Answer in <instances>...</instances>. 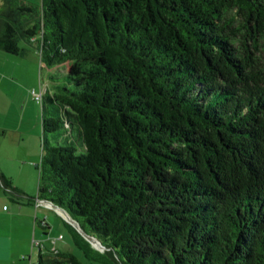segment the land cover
<instances>
[{
  "label": "trees",
  "instance_id": "obj_1",
  "mask_svg": "<svg viewBox=\"0 0 264 264\" xmlns=\"http://www.w3.org/2000/svg\"><path fill=\"white\" fill-rule=\"evenodd\" d=\"M1 7L0 55L35 45L64 74L44 88L36 196L0 188L102 247L67 224L77 251L36 264H264V0Z\"/></svg>",
  "mask_w": 264,
  "mask_h": 264
},
{
  "label": "rangeland",
  "instance_id": "obj_2",
  "mask_svg": "<svg viewBox=\"0 0 264 264\" xmlns=\"http://www.w3.org/2000/svg\"><path fill=\"white\" fill-rule=\"evenodd\" d=\"M3 1L16 2L19 0H0V9L2 8L1 4ZM25 1L37 5L41 3V0ZM21 45L26 48L28 53H35L36 57H38L35 64L36 72L34 74V70L32 69L29 72L28 66L19 68L14 66L16 63L15 59L23 58L4 54L0 55V127L4 128V133H8L6 138H0V166L13 176L11 182L14 187L34 197L37 193L39 178L38 166L41 156L42 120L43 117H47V114L43 112V105L33 101L32 92L38 93L41 90L44 91L51 73L54 77H61L64 72H54L47 70L45 67H40V57L36 46L25 43ZM68 69L70 70L71 68L69 67ZM32 83L34 84L32 85ZM20 84H23L22 86L27 90L29 101L26 100L21 90L22 86H19ZM12 133L24 135L19 143L20 145L14 143L11 139ZM48 137L50 138V136ZM0 197L5 199L7 206L14 203L10 199L13 196L9 192L4 193L2 188H0ZM49 209L54 220V226L48 223L49 229L46 237L53 242L54 239H57L54 233L58 232L56 230L59 228L60 233L57 234L64 236V239L58 240L60 245H68L72 252H76L77 250L72 244L67 224L75 228L86 239L85 235L61 213L53 208ZM41 233L43 234L42 230ZM90 244L92 247L98 249L92 243ZM94 244L102 248L99 243L95 242Z\"/></svg>",
  "mask_w": 264,
  "mask_h": 264
},
{
  "label": "crops",
  "instance_id": "obj_3",
  "mask_svg": "<svg viewBox=\"0 0 264 264\" xmlns=\"http://www.w3.org/2000/svg\"><path fill=\"white\" fill-rule=\"evenodd\" d=\"M18 58L23 59H15L16 63L14 66L18 68L28 66L29 72H31L32 69L35 74L36 58H38L35 53L31 54L26 50L25 55ZM40 67H42L41 63ZM33 84L34 83H32V85ZM22 85L23 84H20L19 86L21 87ZM21 90L26 100L29 101V96L24 86L21 87ZM0 130V138H6L8 133H4L3 127H0ZM23 137L24 135L21 133H12L11 135V139L18 145H20L19 143ZM0 174L8 179L13 186L11 182L13 176L1 166ZM21 193L27 195L22 191ZM36 194L34 196H36ZM22 198L24 199H20L19 202L13 201L14 203L7 206L5 204V199L0 197V264H36L40 253L51 250H70L68 245H60L58 240L64 239V236L59 238V236L62 235L57 234L60 233L59 228L56 230L58 232L54 233L57 239L51 242V240L46 237L48 230L45 232L38 224L39 222H43L47 225L49 223L51 226H54V220L49 209L52 207L45 204L36 206L35 203L26 201L25 196Z\"/></svg>",
  "mask_w": 264,
  "mask_h": 264
},
{
  "label": "water",
  "instance_id": "obj_4",
  "mask_svg": "<svg viewBox=\"0 0 264 264\" xmlns=\"http://www.w3.org/2000/svg\"><path fill=\"white\" fill-rule=\"evenodd\" d=\"M44 202L48 203L49 206H51L52 208H54L57 212L61 213L68 221H70L81 233H83L86 237V239L88 241H90V243H92L95 247H98L96 246L94 243L97 242L98 243V240L95 239L93 236H90V235H87L86 233H84L81 229L78 228L76 222H74L70 215L62 208H60L59 206H56L54 205L51 201H46V200H43Z\"/></svg>",
  "mask_w": 264,
  "mask_h": 264
},
{
  "label": "built area",
  "instance_id": "obj_5",
  "mask_svg": "<svg viewBox=\"0 0 264 264\" xmlns=\"http://www.w3.org/2000/svg\"><path fill=\"white\" fill-rule=\"evenodd\" d=\"M44 91H40V92H38V93H36V92H32V99H33V101H35L36 103H38V104H40V105H43V95H44V93H43ZM43 204H45V205H47L46 204V202H44L43 200H37V201H35V205L36 206H40V205H43ZM62 236H59V238H61Z\"/></svg>",
  "mask_w": 264,
  "mask_h": 264
},
{
  "label": "bare ground",
  "instance_id": "obj_6",
  "mask_svg": "<svg viewBox=\"0 0 264 264\" xmlns=\"http://www.w3.org/2000/svg\"><path fill=\"white\" fill-rule=\"evenodd\" d=\"M47 205H49L48 203H46Z\"/></svg>",
  "mask_w": 264,
  "mask_h": 264
}]
</instances>
